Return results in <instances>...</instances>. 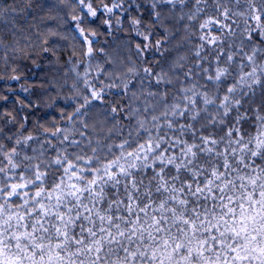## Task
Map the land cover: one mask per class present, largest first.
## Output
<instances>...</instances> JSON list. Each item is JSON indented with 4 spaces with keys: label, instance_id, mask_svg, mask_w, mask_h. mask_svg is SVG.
<instances>
[{
    "label": "snow or ice",
    "instance_id": "obj_1",
    "mask_svg": "<svg viewBox=\"0 0 264 264\" xmlns=\"http://www.w3.org/2000/svg\"><path fill=\"white\" fill-rule=\"evenodd\" d=\"M102 16L145 67L92 75ZM65 27L87 63L47 106L73 111L43 140L0 113V264H264V0H0L13 56L54 54Z\"/></svg>",
    "mask_w": 264,
    "mask_h": 264
},
{
    "label": "trees",
    "instance_id": "obj_2",
    "mask_svg": "<svg viewBox=\"0 0 264 264\" xmlns=\"http://www.w3.org/2000/svg\"><path fill=\"white\" fill-rule=\"evenodd\" d=\"M10 3V0H8ZM39 3H47L49 5L56 4L57 0H38ZM147 8V2L143 5ZM166 11V10H165ZM38 18H44L49 13V9L46 7L42 12L37 10ZM52 14H55L54 12ZM136 10L133 9L129 16L136 15ZM119 15V14H117ZM107 17L102 16L99 20H96L91 25L92 28L97 29V37H95V43L93 47L97 50L95 53V59L91 61L93 65L92 75H95V66L97 64L106 66L112 61H125L131 59L138 67L143 68L146 65L142 60L136 56L134 47L130 46L135 43L136 38L129 35V27L127 21L121 29L113 26L111 33L103 27H100L102 20ZM145 22H148L147 13L144 14ZM171 27L170 24L166 25ZM163 34V30L157 35L159 38ZM0 36H5V43H8L12 37L7 36L6 33L0 29ZM62 36H66L67 39H60L55 45V53L50 55H44L37 49V54L33 59H24L21 53L17 52L15 56L11 54V48L6 50H0V113L11 112L16 115L19 112V117L29 116V123L25 125L27 131H24V135L29 133L39 137L43 140L45 137L42 135L44 128H52V125L60 126L61 117L60 112L63 109L66 112H72L73 108L69 106L70 102H65L63 99H59L53 104L51 108L47 105L56 100L57 96L63 98L72 94L71 85L76 80V73L72 71L73 64L77 61H83L87 63V59L82 57L81 54V42L79 39H73V31L65 27L62 30ZM175 43V41H174ZM167 46V45H166ZM103 49V52L100 51ZM28 49H25L27 52ZM5 52L8 54L7 61L4 59ZM105 53L107 55H105ZM71 58V59H70ZM149 62L154 63V57L152 54L147 55ZM39 65V67L36 66ZM16 69V71H13ZM77 71L83 73L84 67L77 68ZM19 75L21 79L19 81L12 80L10 77ZM103 79V77H101ZM28 87L27 93L21 91V86ZM43 85V87H41ZM63 85V87H61ZM54 89V90H53ZM33 90L37 95H33ZM116 92L115 89L112 90ZM7 97V100L3 99ZM117 100L122 99L120 96L109 97ZM20 101H24L26 105L30 104L31 107H24L21 109ZM4 119L6 117H0V126H3ZM42 125V127H37ZM9 128L15 132L16 126L8 125ZM7 131V129H6ZM23 131V130H22ZM32 147H38L37 144H32ZM31 154V153H29Z\"/></svg>",
    "mask_w": 264,
    "mask_h": 264
}]
</instances>
